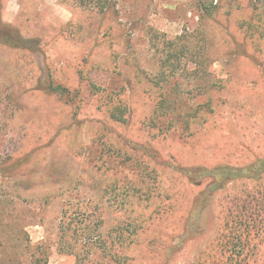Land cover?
<instances>
[{
    "label": "rangeland",
    "instance_id": "obj_1",
    "mask_svg": "<svg viewBox=\"0 0 264 264\" xmlns=\"http://www.w3.org/2000/svg\"><path fill=\"white\" fill-rule=\"evenodd\" d=\"M5 9L11 21L4 20ZM0 19L17 30L20 44L0 43V168L6 171L0 173V264H113L104 255L110 249L120 264L191 263L215 235L219 206L212 198L191 219H135L142 207L127 191L138 172L128 158L104 156L96 129L121 89L130 113L112 131L143 144L153 106L143 88L158 90L151 78L160 61L208 57L203 75L182 72L161 84L181 116L175 129L155 139L156 153L186 165L264 154V36L258 37L264 0H0ZM81 57L87 77L108 91L92 95L87 79L79 81L72 65ZM249 57H261V67ZM181 63L195 66L189 58ZM216 79L234 87L221 93L219 127L193 133L182 115L204 103ZM51 82H70V93L50 91ZM29 152V160L10 171ZM160 202L153 199L147 210ZM95 220L103 251L89 242L96 239L89 234Z\"/></svg>",
    "mask_w": 264,
    "mask_h": 264
},
{
    "label": "trees",
    "instance_id": "obj_2",
    "mask_svg": "<svg viewBox=\"0 0 264 264\" xmlns=\"http://www.w3.org/2000/svg\"><path fill=\"white\" fill-rule=\"evenodd\" d=\"M261 28L263 29V26ZM260 33L262 34V32ZM17 34L16 29L0 19V43L3 42L12 47L20 46L17 42ZM262 36L264 34L258 33L259 38ZM231 42L234 44L232 40ZM168 46L170 47V44ZM179 51L185 53V46L182 45ZM176 53L177 51L174 52V54ZM170 54L173 55L171 51ZM186 58L195 63V66L190 70L181 65V60ZM260 58L249 57L250 61L256 65L262 62ZM207 59L208 57H165L163 61H160L162 69L151 78V82L158 87V90L143 88V95L153 105L152 117L149 120L150 125L148 124L150 128L147 127L146 129L147 141L143 144L147 142L151 146L143 145L139 140H130L121 131L120 136L113 132L114 129H119V125L121 128L123 127L130 113L129 106L131 104L123 98L126 96L121 89L116 95V103L104 113L106 120L98 122L96 134L99 136L98 141L105 157L109 155L125 157L134 163L138 172V180L136 183H132L131 189L127 191L131 193L127 197L129 199L132 197L137 205L142 207L135 213V219H191L198 208L202 206L204 200L214 196V201L219 206V213L217 214L219 222L215 235L195 253L192 262L189 264H264V154L252 153L249 160L236 163L224 161L215 164L186 165L180 161L174 162L170 156L171 159L162 155L158 156L157 148L154 149L155 139L165 137L168 129H175L176 124L180 123L177 119L181 116L177 115L176 117V99H170L167 90L160 87L161 84L182 72L194 78L203 75L206 71ZM175 60H178L176 64ZM72 67L76 68L75 73L79 74V81L87 79V89L92 95H99L108 91V88L98 86L87 77L86 57L78 59ZM71 86L70 82L67 84L51 82L48 88L50 91L63 96L70 93ZM228 89L233 90L234 87L228 84L227 79H216L212 82L205 92L204 103L196 104L193 109L188 111L187 115H182L184 125L187 128L190 126L193 133H202L209 128L217 129L219 127L218 117L226 103V99L222 97L221 93ZM128 91L130 88L126 90L127 94H129ZM110 92L113 93V90ZM167 118H171L172 121ZM162 119H167L165 122L170 123L165 125L166 128L161 125L165 123L161 121ZM193 121L199 122L200 127L195 129L191 125ZM31 153L17 158L9 167L10 171L27 162L32 155ZM0 173L6 174L5 169L0 168ZM164 180L171 182L164 184ZM177 183H181V186L177 187ZM115 187L117 188L116 185H114ZM184 197L190 199L189 202L188 199L187 201L184 200ZM156 198H161L162 202L147 210L150 202ZM123 202L125 204V201ZM131 204L129 201L126 203L129 210L133 211L135 208L131 207ZM92 224H94L95 233L89 234H95L96 239L93 242L94 240L89 236L88 240H92L89 241L90 245L94 244L103 251L101 243L97 241V238L102 234L99 232L101 223L95 220ZM183 225V222L179 224L181 229ZM61 232L64 235L63 228ZM125 238L126 240L122 239L124 242H130L127 237ZM62 247V250L72 251L65 244H62ZM161 252L160 249L154 254L158 256ZM104 255L110 258L111 263L120 264L117 253L113 252L112 249ZM147 256L148 253L141 255L142 258ZM129 260L132 262L131 259ZM79 264H82L80 260ZM125 264L130 263L127 261Z\"/></svg>",
    "mask_w": 264,
    "mask_h": 264
},
{
    "label": "crops",
    "instance_id": "obj_3",
    "mask_svg": "<svg viewBox=\"0 0 264 264\" xmlns=\"http://www.w3.org/2000/svg\"><path fill=\"white\" fill-rule=\"evenodd\" d=\"M12 16V13H10L9 11H7V9L4 10V14H3V17H4V20H8V21H11L13 19ZM213 198L214 200V196H210V197H207L206 200H211ZM214 202V201H213Z\"/></svg>",
    "mask_w": 264,
    "mask_h": 264
}]
</instances>
